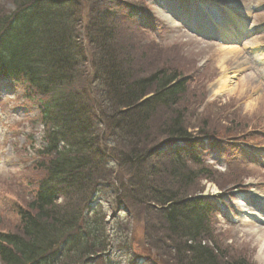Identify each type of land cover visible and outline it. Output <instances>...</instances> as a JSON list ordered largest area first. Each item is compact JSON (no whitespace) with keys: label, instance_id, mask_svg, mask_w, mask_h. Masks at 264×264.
<instances>
[{"label":"trees","instance_id":"1","mask_svg":"<svg viewBox=\"0 0 264 264\" xmlns=\"http://www.w3.org/2000/svg\"><path fill=\"white\" fill-rule=\"evenodd\" d=\"M0 1L11 5L0 8V80L20 82L37 106L34 156L45 172L16 211L17 231L0 232V264H111L108 252L131 259L138 214L145 245L167 264H248L226 259L213 207L194 196L209 175L180 149L196 150L204 128L187 130L185 76L134 42L143 37L139 0ZM158 115L170 118L152 126ZM165 141L183 143L167 150L170 160L157 149ZM102 199L120 208L109 224Z\"/></svg>","mask_w":264,"mask_h":264},{"label":"rangeland","instance_id":"2","mask_svg":"<svg viewBox=\"0 0 264 264\" xmlns=\"http://www.w3.org/2000/svg\"><path fill=\"white\" fill-rule=\"evenodd\" d=\"M176 1L179 9L185 10L190 5L188 0ZM226 3L221 2L223 9L231 7L230 12L245 23L237 42L206 44L189 37L180 28L168 27L152 0H145L146 7L153 12L158 30H165L146 31L143 38L134 42L145 46L140 52H145L156 65L168 64L169 69L188 80L182 97L186 102L183 105L187 110V130L195 136L204 128L203 135L210 142L201 146L202 166L209 176L196 182L198 193L194 196L202 195L216 205L212 220L215 242L230 261L243 259L248 264H262L258 260L257 237L252 231L260 230L264 234V225L240 217L237 210L240 212L241 208L235 203L240 194H254L260 198H251L264 204V0H227ZM0 8L10 9V5L0 2ZM231 49L234 51L228 55L227 50ZM149 52L153 54L151 57ZM225 78L231 83L218 89ZM0 86V232H15L19 227L18 207L31 200L45 175L37 167L34 156V150L41 148L42 134L41 125L32 121L36 104L26 100L22 87L7 83ZM168 115L153 117L152 126L169 119L171 115ZM232 135L242 137L237 147H220L221 150L217 145L210 146L225 145L229 140L226 137ZM96 203H100L99 210L106 216L113 213L105 199ZM249 213L255 218V212ZM136 216L131 252L144 264H167L145 245L143 220L140 214ZM125 258L117 253L109 262L125 263Z\"/></svg>","mask_w":264,"mask_h":264},{"label":"bare ground","instance_id":"3","mask_svg":"<svg viewBox=\"0 0 264 264\" xmlns=\"http://www.w3.org/2000/svg\"><path fill=\"white\" fill-rule=\"evenodd\" d=\"M222 26L217 25V29L221 39L231 41H239L240 38L238 35L240 31H243L245 28V23L233 16V14H229L226 17L222 18ZM227 54L230 55L233 53L234 50H227ZM222 83L219 84L218 89H224L227 87V84H230L227 78L222 79ZM233 85V84H232ZM253 234L257 237L259 253H258V260L264 264V234L261 233L260 230H253Z\"/></svg>","mask_w":264,"mask_h":264},{"label":"water","instance_id":"4","mask_svg":"<svg viewBox=\"0 0 264 264\" xmlns=\"http://www.w3.org/2000/svg\"><path fill=\"white\" fill-rule=\"evenodd\" d=\"M170 142H165L162 145H160L159 149H163L165 146H167Z\"/></svg>","mask_w":264,"mask_h":264}]
</instances>
